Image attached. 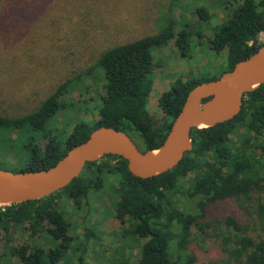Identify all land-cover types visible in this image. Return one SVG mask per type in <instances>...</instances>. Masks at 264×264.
I'll return each mask as SVG.
<instances>
[{
    "label": "trees",
    "instance_id": "16d2710c",
    "mask_svg": "<svg viewBox=\"0 0 264 264\" xmlns=\"http://www.w3.org/2000/svg\"><path fill=\"white\" fill-rule=\"evenodd\" d=\"M103 1L0 0V14L16 15L14 36L26 40L31 30L30 39L43 37L42 42L50 44L58 37V42L67 43L62 34L77 31L75 39H86L81 57H90L92 63L25 115H0V170L20 173L48 169L103 127L126 133L142 152L157 151L188 93L199 84L231 72L236 63L248 59L263 45L257 43V38L264 34V0H241L232 12L228 10L227 21L208 42L210 51L224 58L216 65L219 74L197 76L190 71L185 79L175 80L159 99L162 117L155 122L148 111L152 53L175 39L180 56L187 57L192 33L185 24L187 27L174 34V29L180 27L174 13L179 7L187 11L189 4L172 2L160 14L151 7L150 0H118V14L107 27L100 6ZM224 9L229 8L224 5ZM194 13L202 22L210 19L204 8H194ZM181 19L185 21L186 17ZM140 25L151 26L152 34H144ZM103 28L109 32L128 28L133 33L122 43L98 51L94 46L109 41L107 37L94 38L105 35L96 33ZM59 29L62 34L57 32ZM91 35L94 37L89 38ZM91 76L103 85L96 119L78 123L70 132L61 133L56 127L48 130L66 106L60 97L75 84L80 85L82 78ZM41 135L46 140L42 149L36 145ZM190 137L192 150L180 164L151 179L133 177L119 157L107 156L88 163L64 189L37 201L0 208V232L21 228L31 239L44 240L43 246L35 242L30 249L24 246L13 250L20 264H58L73 244L72 215L83 210L92 215L96 199L93 202L91 196L112 184L115 218L128 223L116 239L120 243L115 251L120 254L116 264H197L199 258L192 246L201 251L211 241L221 247L218 264H264V85L244 97L242 110L233 120L193 129ZM18 143L22 146L20 153ZM7 157L15 160L13 165H5ZM230 202L243 213V222L239 216L212 217L214 209ZM89 240L87 234L83 246ZM134 248L140 251L138 260L131 256ZM126 253L129 256L125 257ZM84 257L83 253L78 256L77 264H84Z\"/></svg>",
    "mask_w": 264,
    "mask_h": 264
},
{
    "label": "rangeland",
    "instance_id": "374dc122",
    "mask_svg": "<svg viewBox=\"0 0 264 264\" xmlns=\"http://www.w3.org/2000/svg\"><path fill=\"white\" fill-rule=\"evenodd\" d=\"M61 1L82 2V0ZM228 1L230 0H150L151 7L160 14L172 2L182 6L189 4L187 11L185 8L179 7L174 13L175 19L180 23V27L174 29V34L177 36L183 26H186L185 24H188L189 29L187 30L192 33L190 38L192 44L186 58L180 56L175 46V39L169 41L162 48L155 49L152 53V89L148 111L153 121L159 122L161 119L162 112L158 104L159 99L161 95L169 91L175 80L185 79L190 71L197 76L219 74L216 65L222 63L224 58L221 54L214 55L209 49L208 42L217 33V28L227 21L230 13L228 10L232 12L241 0H231V3ZM224 5H227L229 9H224ZM100 6L104 8L103 17L108 27L114 23L113 19L118 14L119 2L118 0H104ZM197 7L204 8L210 19L200 21L194 13V8ZM183 15L186 17L185 21L181 19ZM15 21L17 18L14 13L3 12L0 14V115L9 118L25 115L26 112L36 108L60 84L92 65L90 57H81L83 50H86L85 44H83L86 39L83 42L79 41L78 38L75 39L74 36L77 31L74 34H62L63 30L59 29L57 32L62 34L68 42H58L59 38L54 37L50 44H44L46 40L42 42L43 37H38L36 40L35 38L30 39L31 30L27 34L26 40L21 39L20 36H14ZM140 27L145 32L144 34H152L151 26L150 28L148 26L142 28L140 25ZM87 32L92 33L91 30H87ZM101 32L105 35L97 34L95 37L94 35L89 37L109 38V41L94 46V48L96 47L95 50L98 51L109 48L113 44L122 43L125 36L133 33V31H128V28L113 32L103 28V31L96 33ZM257 43H264V34L258 36ZM50 46L52 47L51 50ZM84 58L85 60H83ZM102 87V83L96 77L82 78L80 85L75 84L68 93L60 97L66 106L58 113L48 130L51 131L56 127L61 133L64 130L70 132L76 124L88 123L96 119V105L101 103ZM12 136L15 138L16 133ZM45 142L43 135L36 138V145L41 149ZM138 146L140 147V144ZM21 148V144L18 143V153L22 151ZM23 153L25 155V151ZM14 162L12 157H7L5 165L11 166ZM110 163L115 164L113 161ZM113 190L114 187L110 184L101 192L93 193L91 199L94 198L93 202L95 199L96 201L92 208V215H86L85 210L72 215L70 236L73 237V244L58 264H77L78 256H81L82 253L85 256L84 264H116L120 255L115 253L120 247V243L116 239L128 228V223L123 224L115 218ZM211 215L216 219L239 216L243 222V213L238 210L237 205L233 202L219 205L212 211ZM87 234L90 240L85 247L83 244ZM43 241L41 238L31 239L30 235L21 228H11L8 232L1 231L0 264H20L17 252L15 254L14 251L21 250L24 246L30 249L35 246V242L42 245ZM84 247L86 250L82 252ZM196 248L195 245L192 246L195 256L199 258L197 264L220 263L221 247L218 243L207 242L201 251ZM11 252L14 253L11 255ZM139 252L137 248L133 249L131 256L134 257V260H138ZM126 256L129 254L126 253Z\"/></svg>",
    "mask_w": 264,
    "mask_h": 264
},
{
    "label": "water",
    "instance_id": "95a60500",
    "mask_svg": "<svg viewBox=\"0 0 264 264\" xmlns=\"http://www.w3.org/2000/svg\"><path fill=\"white\" fill-rule=\"evenodd\" d=\"M263 85L264 44L251 57L236 63L231 72L188 93L159 150L142 152L126 133L99 128L48 169L20 173L0 170V207L46 198L79 177L86 164L107 156L124 160L128 172L142 180L169 172L192 150L193 129L233 120L242 110L244 97Z\"/></svg>",
    "mask_w": 264,
    "mask_h": 264
},
{
    "label": "built area",
    "instance_id": "2783aa9c",
    "mask_svg": "<svg viewBox=\"0 0 264 264\" xmlns=\"http://www.w3.org/2000/svg\"><path fill=\"white\" fill-rule=\"evenodd\" d=\"M264 44V43H263Z\"/></svg>",
    "mask_w": 264,
    "mask_h": 264
}]
</instances>
